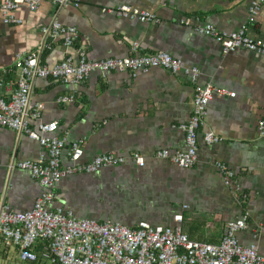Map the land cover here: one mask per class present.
I'll list each match as a JSON object with an SVG mask.
<instances>
[{"label":"crops","instance_id":"crops-1","mask_svg":"<svg viewBox=\"0 0 264 264\" xmlns=\"http://www.w3.org/2000/svg\"><path fill=\"white\" fill-rule=\"evenodd\" d=\"M252 1L77 0L61 8L45 1L36 10L21 6L20 23H5L0 13V76L4 79L0 94L6 98L21 71L16 65L20 53L38 49L41 62L53 65L66 56L77 60L81 49L90 59L127 56L134 42L140 44L139 52L165 51L185 66H196L202 84L235 92L209 102L199 132L197 161L183 168L158 157L157 150L187 148L179 126L193 114L195 84L188 74L158 66L136 74L94 71L78 85L52 76L37 77L31 104H42L41 120H56V133L67 137L63 165L71 163L69 144L81 138L84 153L78 163L108 152L126 158L121 164L62 178L54 187L50 207L132 227L142 221L181 224L190 238L213 243L225 235L228 221L247 212L248 226L237 232L238 240L243 245L256 243L264 254V138L258 136V122L264 117V52L238 48L225 53L216 39L196 29L207 24L226 31L239 29L249 20ZM122 4L150 10L158 20L141 21L108 11ZM56 14L62 24L78 29L71 46L63 37L42 32ZM247 31L264 39V6ZM70 94L76 95V101L58 100ZM37 124L31 120L33 127ZM209 130L223 140L207 144L203 133ZM45 151L27 134L0 126V207L16 211L33 207L44 187L17 163L35 160ZM135 153L144 157V164L133 160ZM218 161L236 172L235 182H225ZM235 185L248 192L246 201L240 199ZM11 261L32 262L22 261L18 249L2 239L0 264Z\"/></svg>","mask_w":264,"mask_h":264},{"label":"built area","instance_id":"built-area-1","mask_svg":"<svg viewBox=\"0 0 264 264\" xmlns=\"http://www.w3.org/2000/svg\"><path fill=\"white\" fill-rule=\"evenodd\" d=\"M45 1L61 8L77 0H0V13L5 23H20L22 19L17 15V10L21 6L36 10ZM262 6L264 0H253L249 20L239 29L220 30L212 24L200 25L196 29L216 39L225 53L238 48L264 52V39L252 37L247 31L248 24L254 22ZM108 11L141 21L158 20L154 12L129 4ZM42 32L45 36L63 37L68 46L74 44L79 34L76 26L62 24L57 14L49 24L42 26ZM139 45L138 42L133 43L130 55L102 59H90L86 51L81 49L77 60L66 56L53 65L41 62V51L38 49L17 55L16 65L21 71L10 97L0 94V126L25 133L44 146L46 151L37 159L17 163L40 181L44 191L29 210L16 211L7 205L0 207V245L3 239L18 249L22 261L39 264H264V254L259 251L258 245H243L237 237V232L248 226L247 212L236 220L228 221L225 235L219 242L213 243L190 238L181 224L163 226L142 221L132 227L110 220L79 217L64 207H50L56 196L54 187L62 178L121 164L126 158L108 152L78 163L84 153L85 140L81 138L69 144L67 155L71 163L63 165L62 156L68 145L67 137L56 133V120H41L42 104H31L33 83L37 77L52 76L64 83L78 85L94 71L105 73L111 70H130L136 74L158 66L171 72L182 71L188 74L195 84L193 114L179 126L185 132L187 148L176 151L166 148L157 150L158 157L183 168H190L197 161L199 132L205 124L209 102L215 96H235V92L211 83H200V70L196 66H185L181 59L165 51L139 52ZM3 85L4 79L0 76V86ZM76 99L75 94L58 98L61 102H74ZM31 120L38 121L37 127L31 125ZM258 136L264 138V117L258 122ZM203 139L207 144L223 140L211 130L203 133ZM133 160L140 165L144 164V157L139 153L133 154ZM217 165L227 184L235 182L237 174L233 169L225 162L218 161ZM235 187L240 199L246 201L248 192L239 185ZM177 218L181 220L182 216L178 215Z\"/></svg>","mask_w":264,"mask_h":264},{"label":"trees","instance_id":"trees-1","mask_svg":"<svg viewBox=\"0 0 264 264\" xmlns=\"http://www.w3.org/2000/svg\"><path fill=\"white\" fill-rule=\"evenodd\" d=\"M28 264H37V262H28Z\"/></svg>","mask_w":264,"mask_h":264},{"label":"rangeland","instance_id":"rangeland-1","mask_svg":"<svg viewBox=\"0 0 264 264\" xmlns=\"http://www.w3.org/2000/svg\"><path fill=\"white\" fill-rule=\"evenodd\" d=\"M10 264H16V261H11Z\"/></svg>","mask_w":264,"mask_h":264}]
</instances>
